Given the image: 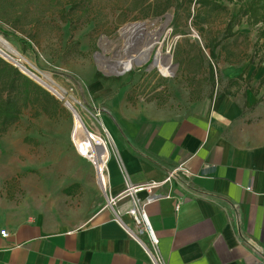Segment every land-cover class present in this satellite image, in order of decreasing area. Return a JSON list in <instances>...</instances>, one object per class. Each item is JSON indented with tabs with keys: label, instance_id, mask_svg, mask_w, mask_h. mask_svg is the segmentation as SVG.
<instances>
[{
	"label": "rangeland",
	"instance_id": "1",
	"mask_svg": "<svg viewBox=\"0 0 264 264\" xmlns=\"http://www.w3.org/2000/svg\"><path fill=\"white\" fill-rule=\"evenodd\" d=\"M168 1L0 0V29L28 38L35 51H21L11 36L0 33L23 60L22 66L9 62L35 75L48 73L65 90L83 127L108 143L105 177L107 162L116 159L111 135L122 130V118L185 115L224 89L226 72L241 74L237 92L243 97L252 92L264 106V82L259 85L264 77V41L257 37L262 23L251 25L237 15L248 0H221L224 10L213 3L171 0L176 6L156 16ZM164 14L170 15L167 23ZM231 15L235 17L229 35L225 28ZM141 22L147 26L145 33H158V41L147 47L142 30L133 45L140 52L134 49L126 55L121 51V30ZM211 42L218 43L216 58L204 47ZM146 52L144 64L132 65L120 75H104L98 69L106 59L142 58ZM154 54L157 67L151 64ZM59 101L66 111H53L48 117L24 110L19 122L0 135V208L52 229L79 225L104 204L106 195L94 166L75 147V117ZM65 188L72 193L66 194Z\"/></svg>",
	"mask_w": 264,
	"mask_h": 264
},
{
	"label": "crops",
	"instance_id": "2",
	"mask_svg": "<svg viewBox=\"0 0 264 264\" xmlns=\"http://www.w3.org/2000/svg\"><path fill=\"white\" fill-rule=\"evenodd\" d=\"M225 77L221 92L185 115L122 118L104 204L79 225L52 229L0 208V264H264V106L237 92L241 74ZM148 182L160 185L137 191L141 203L169 195L143 206L156 248L128 213L129 196L107 202Z\"/></svg>",
	"mask_w": 264,
	"mask_h": 264
},
{
	"label": "trees",
	"instance_id": "3",
	"mask_svg": "<svg viewBox=\"0 0 264 264\" xmlns=\"http://www.w3.org/2000/svg\"><path fill=\"white\" fill-rule=\"evenodd\" d=\"M176 4L178 0H175ZM181 2H187L190 4L192 1L199 3L200 5H206L213 3L214 7H219L224 10L221 6V0H180ZM228 2L243 1V0H225ZM173 1L169 0L161 9L155 12L156 16L165 13L172 5L176 6ZM64 14V10L60 11V17ZM237 15L245 17L246 20L251 24L262 23L257 28V37L264 41V0H248L244 4L240 5ZM234 15H231L227 21L225 31L229 35L231 33V22L234 19ZM65 20V19H64ZM0 33L4 37L9 36L19 45L21 51L30 50L34 55L35 51L31 44V40L26 37H20L13 32H4L0 29ZM69 39L72 40L73 28H70ZM78 45L77 41L72 42ZM218 45L217 42H211L206 44L204 47L208 50L211 58H216L215 49ZM37 67H41L35 58ZM209 72L213 78L212 67L209 66ZM238 78L231 79L228 82L230 84L237 83ZM264 82V77L260 79L259 84ZM32 110L35 116L46 115L52 117L53 111H66L61 105L59 99L53 94L47 91L44 87L30 78L28 75L19 70L18 67L14 66L10 62L0 57V135L6 133L11 127L16 125L24 110ZM74 187H78V184H72ZM70 186V187H72ZM69 187V188H70ZM69 188H65L63 191L66 194H71L72 191Z\"/></svg>",
	"mask_w": 264,
	"mask_h": 264
},
{
	"label": "bare ground",
	"instance_id": "4",
	"mask_svg": "<svg viewBox=\"0 0 264 264\" xmlns=\"http://www.w3.org/2000/svg\"><path fill=\"white\" fill-rule=\"evenodd\" d=\"M140 28L143 30L144 33L147 31V26L145 24H143ZM130 32L131 30H129L127 27L121 30V38H123V40L124 39L128 40L127 41L128 44L132 42V40H130L128 37L130 36ZM146 36H147L146 42L148 44L147 47L149 48L158 41V33L156 34L148 33ZM3 49L11 53L14 56V59L10 57ZM0 54L6 57V59L9 58L8 60L11 59L10 61L14 60L16 63L22 66L23 60L20 57V55L11 46H9L1 36H0ZM133 58L134 57L131 56L129 60H127V64L130 63L132 65ZM37 77H38L37 78L38 81L41 82L47 89H49L56 97H58L59 100L63 101L64 105H66L68 108L74 109L71 102L68 100V97L66 96L65 90L61 88L59 85H57L49 75L42 73ZM73 115L75 117L74 135H73V141L75 143V147L80 155L90 160L91 164L94 166L96 170L97 183L99 184L101 189H104L106 188L104 167H105L106 159L108 158V143L104 141L99 135H96L95 133L92 132H89L90 133V137H89L84 132V128L81 125L77 113L74 112ZM80 133H84V135L81 137L79 136ZM95 142L104 145L106 147V150L103 152L97 151Z\"/></svg>",
	"mask_w": 264,
	"mask_h": 264
},
{
	"label": "water",
	"instance_id": "5",
	"mask_svg": "<svg viewBox=\"0 0 264 264\" xmlns=\"http://www.w3.org/2000/svg\"><path fill=\"white\" fill-rule=\"evenodd\" d=\"M164 17H165V23H167L170 19V15L169 14H164ZM143 24H145L144 22H141V23H137V24H132L131 26L127 27L129 30H131L130 32V37L129 39L132 40V42H130V44H128V40H125L124 39V44H123V47L121 49V51L126 54V55H129L130 52L132 50L135 49V47H133L134 45V41L137 40L141 34H137L139 33L142 29L140 28ZM163 27L160 28V30H162ZM124 29V28H123ZM5 41V40H4ZM6 42V41H5ZM7 43V42H6ZM8 44V43H7ZM9 45V44H8ZM10 46V45H9ZM137 51V49H135ZM119 52V51H118ZM118 52L115 54V57H119L118 56ZM137 52H140V51H137ZM156 54V53H155ZM155 54L152 58V61H151V64L153 66H156V58H155ZM0 57H2L3 59H5L6 61L9 62L8 59H6V57H4L3 55L0 54ZM149 58V54L148 52H146V54H144V56L142 58H133V64L134 66H141L142 64H144ZM129 60V58L127 59ZM127 60H108L106 59L105 62L107 63L105 66H98V69L102 72V74L104 75H120L122 74L123 72L129 70L131 68V64H127ZM126 64V65H125ZM16 66V65H14ZM17 67V66H16ZM33 68V67H31ZM105 69L107 71H105ZM159 69V68H158ZM20 71H22L23 73H25L26 75H28L30 78H32L34 81H36L38 84H40L42 87H44L47 91H49L51 94H53L49 89H47L41 82L38 81V75H35L34 72L28 70V69H25V68H19ZM160 71V69H159ZM161 72V71H160ZM37 73L39 75H41L42 73H40L39 71H37ZM44 74V73H43ZM47 75H49L48 73H45ZM163 74V73H162ZM50 76V75H49ZM54 95V94H53ZM55 96V95H54ZM56 97V96H55ZM58 99V97H56ZM66 106V105H65ZM67 107V106H66ZM68 108V107H67ZM73 114H74V109L72 108H68ZM81 122V120H80ZM81 125L83 126L82 122H81ZM84 128V127H83ZM84 132L90 137V133L88 130H86L84 128ZM95 145H96V148H97V151H100V152H103L106 150V147L102 144H99L98 142H95Z\"/></svg>",
	"mask_w": 264,
	"mask_h": 264
},
{
	"label": "built area",
	"instance_id": "6",
	"mask_svg": "<svg viewBox=\"0 0 264 264\" xmlns=\"http://www.w3.org/2000/svg\"><path fill=\"white\" fill-rule=\"evenodd\" d=\"M178 171H184V169L181 166H178L177 168L172 169L168 173V175L165 177L163 182L170 181L177 174ZM159 185H160V182H148V183L138 185V186H127V188L123 192H121L118 196L110 197L107 199L109 206L112 207L118 199H122L126 196L130 197V199L132 200V206L128 210V213L132 217L134 224L139 229V232L145 233L147 235L149 243H150L151 247H153V248H156L157 239L155 238L153 231L149 225V222L146 218L143 206L146 202H148L152 199H156V198H160V197H168L169 195L167 194V195L162 196L159 194H153V195L149 196L145 200L144 203H141L137 199V197H135V193L137 191H141V190H146L148 192H151L153 188L158 187ZM0 234L2 236H6L7 232L5 230H0ZM156 261H157V259H156Z\"/></svg>",
	"mask_w": 264,
	"mask_h": 264
}]
</instances>
